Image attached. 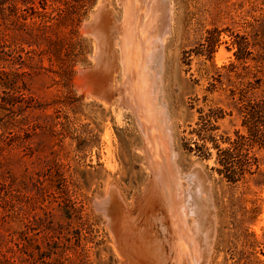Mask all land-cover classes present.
Returning a JSON list of instances; mask_svg holds the SVG:
<instances>
[{"label":"rangeland","instance_id":"rangeland-1","mask_svg":"<svg viewBox=\"0 0 264 264\" xmlns=\"http://www.w3.org/2000/svg\"><path fill=\"white\" fill-rule=\"evenodd\" d=\"M103 2L121 23L123 0H0V264H124L100 203L112 185L136 213L153 175L121 99L120 35L108 76L84 29ZM166 6L160 99L180 171L199 169L212 198L208 264H264V0Z\"/></svg>","mask_w":264,"mask_h":264},{"label":"bare ground","instance_id":"bare-ground-1","mask_svg":"<svg viewBox=\"0 0 264 264\" xmlns=\"http://www.w3.org/2000/svg\"><path fill=\"white\" fill-rule=\"evenodd\" d=\"M122 4L121 23L114 20L103 2L97 4L92 20L84 29L96 39L94 57L99 69L108 76L114 67L113 31L120 35L116 43L121 45L122 54L121 99L142 131L153 176L144 189V196L135 200L136 213L128 210L112 185L105 205L99 203L111 230L113 245L124 258V264H208L215 237L212 198L199 169L194 168L189 175L180 171L171 146V127L160 99L164 92L159 77L161 62L158 63L171 30L166 0H123ZM80 73V81L91 84L89 70ZM91 86L90 90L103 98L95 90L97 86ZM185 177L189 181L187 187L182 184ZM158 208L163 210L169 254L162 240L151 232L153 220L160 214ZM139 218L144 221L143 227L138 223Z\"/></svg>","mask_w":264,"mask_h":264}]
</instances>
